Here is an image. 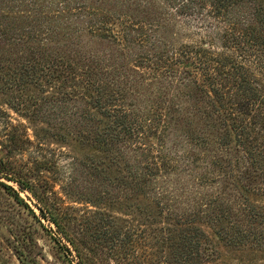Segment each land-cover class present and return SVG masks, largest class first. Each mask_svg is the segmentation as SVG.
I'll return each mask as SVG.
<instances>
[{"label":"trees","instance_id":"16d2710c","mask_svg":"<svg viewBox=\"0 0 264 264\" xmlns=\"http://www.w3.org/2000/svg\"><path fill=\"white\" fill-rule=\"evenodd\" d=\"M0 91L61 139L102 152L106 168L127 179L125 198L142 194L159 208L145 203L147 215L204 220L229 247L264 249V208L234 210L231 191L233 180L257 178L264 192V0H0ZM199 161L193 180L218 188L193 192L200 212L174 211L170 187L157 182ZM7 176L68 240L29 180ZM163 231V242L181 239L176 264H196L209 249L214 259L198 229Z\"/></svg>","mask_w":264,"mask_h":264},{"label":"rangeland","instance_id":"374dc122","mask_svg":"<svg viewBox=\"0 0 264 264\" xmlns=\"http://www.w3.org/2000/svg\"><path fill=\"white\" fill-rule=\"evenodd\" d=\"M10 97L0 91V167L6 163L9 168L8 174L0 173V182L11 186L22 201L0 185V264H176L180 249L176 245L181 239L163 242L167 236L163 228L168 226L196 228L210 239L201 244L212 247L214 259L206 258L209 249L196 264H264V249L251 250L250 244L229 247L213 236L212 226L204 220L178 225L167 219L166 211L147 215L145 203L153 213L159 208L142 194L125 198L120 191L127 179L122 172L106 168L108 160L102 152L93 145H80L68 135L61 139L56 125L42 117L32 119ZM150 142L155 143L154 139ZM193 166L202 169L205 163L177 165L163 175L164 183L157 182L170 187L167 191L175 200L170 207L179 213L200 212L193 192L203 195L218 188L216 182L198 185L192 178L194 170L189 169ZM13 173L28 179L59 224L62 220L68 240L60 235V225L58 228L40 214L38 199L6 178ZM116 174L122 179L113 180ZM233 181L236 188L231 191L238 196L234 210L237 205L264 208L263 184L257 178L251 184L241 182L244 187ZM252 186L256 189L251 190ZM252 228L261 230L263 226Z\"/></svg>","mask_w":264,"mask_h":264}]
</instances>
